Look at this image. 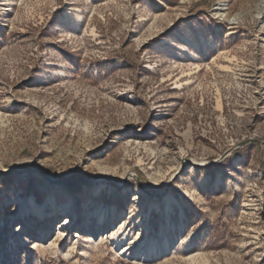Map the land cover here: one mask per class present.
I'll list each match as a JSON object with an SVG mask.
<instances>
[{
	"label": "rangeland",
	"instance_id": "obj_1",
	"mask_svg": "<svg viewBox=\"0 0 264 264\" xmlns=\"http://www.w3.org/2000/svg\"><path fill=\"white\" fill-rule=\"evenodd\" d=\"M263 143L264 0H0V264H264Z\"/></svg>",
	"mask_w": 264,
	"mask_h": 264
},
{
	"label": "bare ground",
	"instance_id": "obj_2",
	"mask_svg": "<svg viewBox=\"0 0 264 264\" xmlns=\"http://www.w3.org/2000/svg\"><path fill=\"white\" fill-rule=\"evenodd\" d=\"M80 19L78 18L77 19V22H79ZM187 55L189 58H194V55L190 52H187ZM132 176V175H131ZM37 209H38V206L35 205V203L32 201V200H29L28 203H27V207L26 209L22 212V216H26L27 214L28 215H35V216H38L40 219L41 217L39 216V213L37 212ZM155 209H158V208H155ZM67 217V216H66ZM102 215L100 216L99 220H98V224H100L102 222ZM45 220V219H44ZM48 223H45L44 225H47ZM67 225V221L66 223L64 224V226ZM91 225V224H90ZM121 237H123V232H120L119 233ZM119 234L116 232V233H112L111 234V239L113 241H115L117 244H119L120 242H122L123 240L119 238ZM167 247V245L165 244V248ZM127 251V250H126ZM126 251H121V253L123 255H126ZM152 252V251H151ZM149 257V256H148Z\"/></svg>",
	"mask_w": 264,
	"mask_h": 264
},
{
	"label": "water",
	"instance_id": "obj_3",
	"mask_svg": "<svg viewBox=\"0 0 264 264\" xmlns=\"http://www.w3.org/2000/svg\"><path fill=\"white\" fill-rule=\"evenodd\" d=\"M252 142H255V140H253V139H249V140H247V141H243V142H241L240 144H238L235 148H241V147H243V146H245V145H247V144H249V143H252ZM261 143V142H260ZM264 144V143H263ZM225 157V155H223L220 159H223ZM186 162L189 164V165H191V166H194V167H204V166H206V165H198V164H196V163H193V162H191V161H189V160H186Z\"/></svg>",
	"mask_w": 264,
	"mask_h": 264
}]
</instances>
